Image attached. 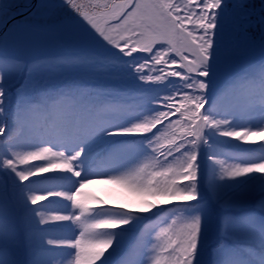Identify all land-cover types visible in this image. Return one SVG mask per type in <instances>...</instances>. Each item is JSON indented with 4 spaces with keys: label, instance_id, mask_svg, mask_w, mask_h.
I'll use <instances>...</instances> for the list:
<instances>
[{
    "label": "snow or ice",
    "instance_id": "obj_1",
    "mask_svg": "<svg viewBox=\"0 0 264 264\" xmlns=\"http://www.w3.org/2000/svg\"><path fill=\"white\" fill-rule=\"evenodd\" d=\"M258 136L264 0H0V264H264Z\"/></svg>",
    "mask_w": 264,
    "mask_h": 264
},
{
    "label": "trees",
    "instance_id": "obj_2",
    "mask_svg": "<svg viewBox=\"0 0 264 264\" xmlns=\"http://www.w3.org/2000/svg\"><path fill=\"white\" fill-rule=\"evenodd\" d=\"M255 130V129H253ZM254 140L256 141H261L264 140V137H254ZM248 146V145H246ZM225 151H228V149H225ZM255 155L259 156L261 155V153H259V151H257L255 153ZM108 165L104 164V163H97L96 165L93 166V168L97 169V173L95 175L94 178H96L97 182L96 183H92L90 185H88V187H86L84 189V195L86 197H99L100 200H106L109 201V204L111 206L109 207H115L117 206L116 203H112L113 201H117L119 202L122 197L123 194L121 193V191L119 189H116L114 186L111 185V183H107L105 182V177L103 175V173L107 170ZM60 190V189H57ZM99 194V196H98ZM63 203L62 202H57L56 204L53 205V207H62ZM93 207V206H91ZM148 222H146L147 224ZM142 229L144 226H141ZM61 235H69L68 232H63L61 233ZM139 234H128V236L125 238V243H124V247L125 248H129L132 245H134L136 243V237ZM123 258L120 257L119 255L114 259V264H122Z\"/></svg>",
    "mask_w": 264,
    "mask_h": 264
},
{
    "label": "rangeland",
    "instance_id": "obj_3",
    "mask_svg": "<svg viewBox=\"0 0 264 264\" xmlns=\"http://www.w3.org/2000/svg\"><path fill=\"white\" fill-rule=\"evenodd\" d=\"M93 171H94V173H96V169H94Z\"/></svg>",
    "mask_w": 264,
    "mask_h": 264
}]
</instances>
